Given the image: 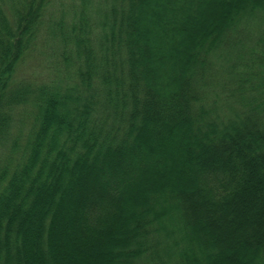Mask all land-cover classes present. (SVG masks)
<instances>
[{
  "label": "trees",
  "instance_id": "16d2710c",
  "mask_svg": "<svg viewBox=\"0 0 264 264\" xmlns=\"http://www.w3.org/2000/svg\"><path fill=\"white\" fill-rule=\"evenodd\" d=\"M0 264H264V0H0Z\"/></svg>",
  "mask_w": 264,
  "mask_h": 264
},
{
  "label": "rangeland",
  "instance_id": "374dc122",
  "mask_svg": "<svg viewBox=\"0 0 264 264\" xmlns=\"http://www.w3.org/2000/svg\"><path fill=\"white\" fill-rule=\"evenodd\" d=\"M47 73H49L47 65L42 60H33L32 56L20 68L16 75V81L26 80L32 83L33 80H37L39 76L47 75Z\"/></svg>",
  "mask_w": 264,
  "mask_h": 264
}]
</instances>
